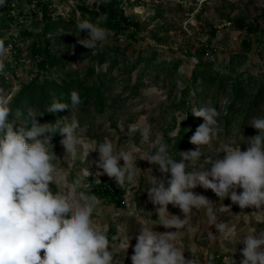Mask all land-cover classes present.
<instances>
[{"label":"rangeland","instance_id":"374dc122","mask_svg":"<svg viewBox=\"0 0 264 264\" xmlns=\"http://www.w3.org/2000/svg\"><path fill=\"white\" fill-rule=\"evenodd\" d=\"M44 1L52 2V20L57 22L46 34L54 59L50 70L40 69L32 55L31 46L39 41L42 29L40 13L34 4L16 0L13 11L22 12L24 26L32 35L20 36L18 29H13L12 35L3 36V40L12 42L5 60L7 80L0 85L14 113L9 120L25 123L17 118L13 101L33 78L38 85L46 79L56 82L78 79L84 86L101 83L102 107L92 99L86 102L80 98L77 108L72 109L69 104L70 109L61 114L62 127L78 122L79 144L75 153L67 152L61 144L64 136L60 132L52 135L51 144L57 157L53 161L54 176L61 178V182L51 184L50 188L53 192L74 190L78 195L94 197L96 207L91 219L93 226L109 238L110 248L116 250L113 264H132L135 237L142 228L158 233L176 231L160 225L163 218L159 219L156 206L148 200L147 191L153 176L160 178L162 174L158 165L143 159L155 151L160 142L169 145V154L175 162L181 161L180 153L196 150L198 146L193 145L176 155L170 153L178 124L192 114L194 108L207 103L217 105L219 116L217 137L210 145L201 147L205 156L214 157L215 150L222 145L245 151L249 146L248 138L256 135L250 122L253 117L264 116V98L255 106H246L242 114L237 113L240 100L233 105L231 101L236 75L254 94L262 84L264 95V28L247 35L236 23L263 15L264 0ZM79 4L90 7L105 4L113 12H123L131 21L139 22L136 35L131 37L129 31L104 27L107 29L104 41L98 42L92 51L83 47L78 40L86 38L87 32L80 33L77 24L89 18L81 14ZM59 16L64 20L58 22ZM155 34L166 42H157ZM246 38L249 47L243 44ZM11 44L19 47V51L12 53ZM194 73L198 74L196 79H193ZM185 104L187 108L183 107ZM40 110L37 104L33 112L39 114ZM37 120L46 123L43 115L37 116ZM105 141L113 144L114 151H131L135 156L138 167L135 180L123 188L106 174L96 176L102 171L96 167L99 152L91 150ZM219 155L222 158L224 153ZM198 163L200 168L211 167L204 157ZM119 164L123 166L124 161L121 159ZM188 170H194V166L190 165ZM167 177L170 178V173ZM106 187L114 198L95 192ZM193 191L204 195L211 203L193 210L187 223L178 230L177 247L186 258L195 259L198 264H229L231 257L240 264L244 245L237 241L264 231V206L240 209L230 198H219L210 189L197 186ZM240 191L242 189H237L238 193ZM118 198L119 203H116ZM167 210L170 215L183 219L178 207L169 204ZM217 224L224 225L222 233L217 231ZM127 241H130L128 249Z\"/></svg>","mask_w":264,"mask_h":264},{"label":"clouds","instance_id":"9594fccd","mask_svg":"<svg viewBox=\"0 0 264 264\" xmlns=\"http://www.w3.org/2000/svg\"><path fill=\"white\" fill-rule=\"evenodd\" d=\"M3 3L0 0V5ZM106 20L107 14L98 17L95 23L89 19L80 21L77 28L80 33L87 32V37L78 43L94 50L107 37V29L101 26ZM9 51L10 46L0 40V74H5ZM80 103L79 93L71 91V108ZM70 105L54 100L44 112L55 114L70 109ZM11 114L9 100L0 91V264H113L116 250L110 248L109 238L93 226L91 219L95 198L78 195L74 190L53 192L50 188L51 184L61 182V178L54 176L53 161L57 157L51 144L52 134L59 131L64 136L61 144L66 151L75 153L79 144L78 122L57 128L52 123L37 121L43 112L36 114L29 110L31 122L17 126L9 120ZM16 115L18 118L19 111ZM192 115L203 120L190 139V143L198 146L196 150L180 153L181 161L175 162L169 154V145L160 142L143 159L158 165L162 174L160 178L153 176L148 200L156 206L159 219L163 218L160 225L176 231L158 233L142 228L135 237L132 264H198L197 260L186 258L176 244L178 230L187 223L193 210L211 203L193 191L197 186L210 189L219 198H230L240 209L264 206V116L252 118L250 126L258 134L248 138L245 151L222 145L213 157L205 156L201 147L210 145L217 137L219 112L207 103L194 108ZM93 150L99 152L96 167L102 170L96 173L97 177L106 174L114 178L119 188L135 180L138 167L133 152H116L110 141ZM220 153H224L222 158ZM202 157L211 165L210 169L200 168L198 162ZM121 159L123 166L119 164ZM190 165L194 170H188ZM237 189L242 191L238 193ZM169 204L181 210L183 219L168 213ZM215 227L221 233L225 230L223 224ZM237 242L244 245L240 264H264V231ZM127 244L128 249L130 241ZM229 264H236L233 257Z\"/></svg>","mask_w":264,"mask_h":264},{"label":"trees","instance_id":"16d2710c","mask_svg":"<svg viewBox=\"0 0 264 264\" xmlns=\"http://www.w3.org/2000/svg\"><path fill=\"white\" fill-rule=\"evenodd\" d=\"M14 1L16 0H4V3L0 5V40H3V36L6 33L12 35L13 29H18L20 36L32 35V32L29 30V28L24 26L22 12H13L16 9ZM20 1H26L28 4H34V6L37 7L40 13L42 29L41 33L39 34V41H35L31 46L32 55L36 59L37 66L40 69L50 70L53 67L54 59L51 57L49 51V39L46 34L47 31L55 27L54 25L57 23L52 20V2L44 0ZM114 4L115 2L113 1L111 5L114 6ZM78 9L80 10L83 16H88L89 20H91L93 23L96 22L98 17L107 14V20L101 25L102 27H105L107 29L129 31V35L131 37H134L137 33L136 29L139 26V22L131 21L123 12L121 14L113 12L112 9H108L105 4H101L97 7H90L86 4H79ZM63 20L64 19L62 18V16L58 17V22H61ZM236 23L239 29L245 31L247 35H250L264 28V14L254 18L251 21L238 20ZM154 38L159 43L166 42L165 38L156 34L154 35ZM3 41L6 47L9 45V43H12L8 40ZM243 44L246 47H249V40L247 38L244 39ZM11 50L12 53H16L17 51H19V47L15 46L14 44H11ZM15 59L17 60L19 59V57L15 56ZM173 67H175L176 69V66ZM197 75L198 74L194 73L193 79H196ZM239 79V75H236L234 78L235 94L233 95L231 105L235 104V101L239 99L241 106L240 108H238L237 113L242 114L243 109L246 106L250 108L252 106L257 105L261 100H263L264 95L262 84L258 85L257 91L254 94L251 92V90L243 86L241 82H239ZM6 80V75L0 74V85L4 84ZM35 80L36 78H33L29 83L25 84L13 101V110L19 111V117L23 119L25 123L31 122L30 117L28 116V111H33L36 108V105L38 104V108L41 109V112H43L44 121L46 123H52L53 127L62 128L60 124L61 114L65 113L66 110L58 111L55 114L47 113L44 111L53 103L54 100H59L61 102L70 104V93L74 90V87L76 86L77 89L75 90L79 93L80 98H84V101L87 102L92 99L98 104L99 107L103 106L101 90L102 87L100 82L92 83L90 84V86H84L82 81L78 79L62 80L61 82L46 79L43 84L38 85L35 83ZM194 88H196V85L194 86ZM183 107L187 108L188 106L185 104ZM215 108H217V105H215ZM246 115H248V112L245 114V116ZM13 116L14 113H12L11 117ZM202 123V118H197L192 114L187 115L186 119H184L178 124L177 137L170 147V153L176 155L182 149H186L187 147L193 146L194 144L190 143V139L195 133L196 128ZM16 124L17 126L22 125L21 123ZM253 131L256 135L258 134V131L255 128ZM58 132L52 135H55ZM95 192L101 195L103 194L105 197H108L110 199H112L113 197L111 190L107 187L102 190H96ZM119 200V198L116 199V203H119Z\"/></svg>","mask_w":264,"mask_h":264}]
</instances>
